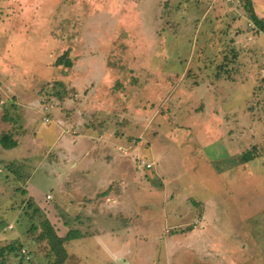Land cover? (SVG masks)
Instances as JSON below:
<instances>
[{
	"label": "rangeland",
	"instance_id": "374dc122",
	"mask_svg": "<svg viewBox=\"0 0 264 264\" xmlns=\"http://www.w3.org/2000/svg\"><path fill=\"white\" fill-rule=\"evenodd\" d=\"M251 1L264 20V0ZM62 54L72 65H58L54 79L43 83L50 85L44 100L77 95L73 71L82 59L80 71H85L75 75L86 89L69 108L85 114L87 127L102 133L111 128L107 133L114 139L112 145L90 148L81 161L88 145L70 137L78 142L69 160L59 155L58 142L51 150L59 159L50 163L53 155L44 152L51 141L41 132L59 112L56 107L51 122L43 121L40 77L45 64L56 67ZM11 96L32 105L19 110L16 121L37 143L4 156L0 147V247L21 245L19 254L0 264L55 262L41 213L34 212L37 202L52 191L60 222L69 220V211L75 220L79 198L68 192L77 189L79 195L82 189L88 196L89 179L120 175L97 157L118 155L114 146L122 142L138 146V154L125 158L141 173L144 193L153 192L140 208L139 200L134 205L142 209L139 220L149 221L141 222L144 231L138 230L130 246L131 236L121 234L128 254L107 261L97 253L103 264H264V32L243 1L0 0V137L8 134L3 119L14 120L8 112ZM247 151L253 159L241 162ZM93 164L96 172L81 173ZM118 183H112L110 194L124 196L128 186ZM204 200L209 201L205 230L199 219ZM161 204L177 215L176 224L166 220L170 234L164 233ZM90 223L70 222L75 228L63 264L94 263L93 238L84 240L80 232H89ZM101 223L105 227L107 221Z\"/></svg>",
	"mask_w": 264,
	"mask_h": 264
},
{
	"label": "crops",
	"instance_id": "0c3cea01",
	"mask_svg": "<svg viewBox=\"0 0 264 264\" xmlns=\"http://www.w3.org/2000/svg\"><path fill=\"white\" fill-rule=\"evenodd\" d=\"M89 57H92V56L88 55L87 58H89ZM83 59H84V61H86L85 57H83ZM81 60L82 59H80V58L78 60H76V64L74 65L73 74H74V76H76V81H77V83H79V85H77V83H74V85H75L74 90L77 92V95H75V97L73 99H71V98L67 99V100L66 99H61V100L57 99L58 101H55V102H50V101L47 102L46 100H44V96H42L43 93H45V91L48 92L50 90V85L45 86L44 84L48 83L49 81L54 79V73L56 71H58L59 67L58 66L55 67V66H53V64H51V65L45 64L46 70L43 73L41 72L42 75L40 77L41 78L40 98L42 100H44L43 101V103H44L43 109L47 111L46 115H44V117H43V121L46 123L51 122V120H52V118H51L52 113L51 112L56 110V107L58 108V112H59V114L57 116H55V118H56V119H54L55 123L53 122L52 125L49 127V129H45L41 132V134H42L41 137H43V139H45L47 141L48 140L51 141V144L48 147L49 149H46V151L44 152V156L53 155L52 159L50 160L51 161L50 163L54 162L55 160H58L59 155H61V157H63L64 161L69 160V154H71V155L73 154V152L76 149V147H75L76 142H78V141L72 140V138L74 139L75 136L79 137L78 138L79 146L82 143H84V144L88 145L86 148L89 149V150H86V148H85L82 156L80 157L81 161L86 156L91 155L90 148L94 147L95 145H98L100 147V145H108V144L112 145L113 144L111 139H114V136L111 134L108 135V133L110 131H112L111 128H109L108 130L104 129V132L102 133L100 130L97 131L94 128L87 127L84 124L85 114L82 111L77 114V111L75 110V106H73L74 109L69 108V103L71 102L70 100H72L73 105H75L76 97L78 98L79 95L82 92H84L86 89L85 80L80 81V79L78 78L80 76L75 75L77 73H82L85 71V68H83L82 71H80ZM50 62L51 61L49 60L48 63H50ZM58 78H60V77H58ZM10 103L12 105H11L10 111H8V112H12V116H13L14 120H13V122L12 121L10 122L9 118H8V119H3L2 122H4V125H7L6 132L9 135H11L12 139L14 141H16L17 144L15 147L7 149V148H4L2 146V144L0 143V147H2L1 149H4V151H5L4 154H2V156H4L5 153H7V152H11L10 150H12L13 148L14 149L15 148H21L24 146V144L25 145L27 144L29 146V145H31V143L33 145L37 143V139L35 138V136H31L30 132L28 130L24 129L23 126L18 124V122L16 121L17 116L20 118V114H18L17 112L19 110L24 109L25 107L28 109H31L32 105L31 106L26 105V102L24 99L21 100V98L18 99L15 96H11ZM76 103H79V100ZM5 105H6V103H4V106ZM66 110H68V112ZM46 119H47V121H46ZM21 120H22V118H21ZM97 122L98 121H96V123ZM80 125H81V127H82V125H84V127H82L81 133H79V126ZM64 127H65V129H64ZM3 129H1V131H3ZM58 130H60L59 133H58ZM34 132H36V131H34ZM65 136L69 137V138L66 139ZM70 137H72V138H70ZM60 138H63L66 142H64L63 139L60 140ZM58 142L60 143V145H62L61 151H59V155L54 154L53 153L54 151L51 150L54 148L55 145H57L56 143H58ZM114 148H115L116 153H118V155H120V156L115 155V154L102 153L97 158L101 159L106 165H110V164H112V166L114 165V169L116 170V172H117V170H119V172L121 174L116 176L114 173V177H116V178H112V179H108V178L104 179L103 177H97V176H95L93 179H89L88 188H87L88 189V196L86 194V191H82V189H81V192L79 195H77V193H76L77 189H75L72 192H68V195H71L74 197L76 195L79 198V200L77 201L78 202V204H77L78 209H76V213H75L76 216H74L75 220L71 219L72 218V211H69V212H71V214H68L69 220L68 221H62V223L59 222L61 225L59 223H57V227L60 226L59 227V229H60L59 234L65 235L68 231L73 230V228H75L74 225L73 226L70 225V222L74 223L77 220L80 221V224L83 220H87V221L91 222L88 226L89 232H84V231H80V232H81V236L84 238V240L87 238H89V239L93 238V240H92L93 243L91 244V246L94 250V251H91L92 252L91 259L94 260L93 264L102 263V261H101L102 259H100V257L98 256L97 253H100L103 256H105L104 259L107 261L108 260L113 261V258L116 255L121 256L124 253L128 254L129 248L126 246V242L123 241V238H122L123 236L121 234L126 233L125 236L126 235L131 236L130 240H127V245L130 246V242H134L139 237L138 230L140 229L142 232L144 231L143 224L141 222L145 221V223H147L149 221L148 220L149 218H147L145 220L143 219L141 221L139 220L140 216L142 214V213L140 214L142 209H140V212H139L137 210V207L139 204H140L139 208L143 205V203L146 199L145 195L147 193L151 194L153 192H151V193L147 192L146 194L144 193V191H143L144 185L141 182V180H142L141 173H139L138 170L136 171L135 168L131 164L128 163L127 158H125L126 154L137 153L138 146H136L135 148L134 147L132 148L128 144L122 142L119 144H115ZM124 150H125V153H124ZM126 151L128 153H126ZM5 157H7L8 159L14 158L13 154H11V155L6 154ZM76 166H77V163L72 165V167H76ZM95 168H96L95 164H93L92 167H90V168L82 167L81 173L86 174L88 172L90 174L91 170H93V169H94V172H96ZM123 174H124V176H123ZM128 178H132L134 180V186L130 185V180H128ZM114 181H116L117 183L119 182L118 184H121L123 187L125 186V188H127V186H128V190L123 189V191H124L123 195L124 196L110 194L111 193L110 189L112 188L111 185ZM132 183H133V181H132ZM71 184H74V183L68 182L69 186H71ZM74 186H76V184H74ZM26 192L28 193V190H26ZM140 193L143 194L142 197L140 196ZM47 195H50L51 197H52V195L54 197L56 196L52 191L46 192L44 197ZM152 195L154 196V194H152ZM30 197H32V196H30ZM137 200H139V204L135 208L134 205H135V203H138ZM146 200H149V199H146ZM208 202L209 201H206V200H204L202 202V204L204 205L202 207L204 209V211H203V214L201 213V216L199 218V219H201L200 220L201 226H204V228H203L204 230L208 226V218L206 216V212L208 209ZM162 204H161L160 213H161L163 221H164V233L167 234L169 232L171 233V231L167 229L168 223L166 224V222H167L166 220L170 219L173 222V224H176L177 215H176V213L172 214L168 209L165 210V206H163ZM144 209H147V208L144 207ZM57 210H58V207H56V210H55V214L58 216V214L56 213ZM142 212L145 213L144 210ZM190 212H191V215L188 219H190L191 217L194 216V210H191ZM154 213L155 212H152V214H154ZM104 220L107 221V224L105 227H103V224L101 223L102 221L104 222ZM116 220L120 221L121 223L117 224L116 226L110 224V222L116 221ZM74 233H76V232L73 231V234ZM142 236L144 237V235H142ZM72 240L73 239H70L68 241V243L66 244L67 250L69 249V246H70ZM104 249H105V251H103ZM104 254H107V257ZM104 264H106V263H104Z\"/></svg>",
	"mask_w": 264,
	"mask_h": 264
},
{
	"label": "trees",
	"instance_id": "16d2710c",
	"mask_svg": "<svg viewBox=\"0 0 264 264\" xmlns=\"http://www.w3.org/2000/svg\"><path fill=\"white\" fill-rule=\"evenodd\" d=\"M241 1L244 2V6L247 12L249 13V17L251 21L254 23V25L257 27L259 31L264 32V20L257 17L256 14L254 13L252 1L251 0H241ZM62 64H64L67 67L72 65V62L66 57V54H62L61 56H58L56 58L55 65L58 66ZM0 142L2 146L7 149L15 147L17 144L16 141H14L9 134H3L0 137ZM253 157H254L253 152L247 151L241 155L240 161L245 163V162L252 160ZM51 202L52 201L50 200V198L48 199L45 196L43 199L37 202L40 207L37 206L34 212H36L37 214L39 212L41 213L40 214L41 220L39 221L44 226L43 237L47 239L48 241L49 251L52 254H54L55 259H57L55 260V262H50V264H63V262L65 261L67 257L66 244L68 243L70 239L73 238L72 230L68 231L65 235L59 234L60 226L57 227V223L55 226V223L49 218L50 216H53L57 222H60L57 215L55 214L56 205H53ZM12 242H15V241H12ZM15 245L16 244H8L4 247L3 246L0 247V260L1 261L8 260L10 257V254L12 253H15L14 255L19 254L21 245L17 247Z\"/></svg>",
	"mask_w": 264,
	"mask_h": 264
},
{
	"label": "built area",
	"instance_id": "2783aa9c",
	"mask_svg": "<svg viewBox=\"0 0 264 264\" xmlns=\"http://www.w3.org/2000/svg\"><path fill=\"white\" fill-rule=\"evenodd\" d=\"M46 121H47V119H46ZM142 164H143L146 168H149V167L151 166L149 163H145V162L142 163ZM46 198L49 199V198H51V196H50V195H47Z\"/></svg>",
	"mask_w": 264,
	"mask_h": 264
}]
</instances>
